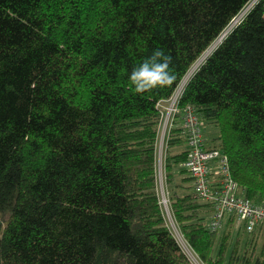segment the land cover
Instances as JSON below:
<instances>
[{"label":"trees","instance_id":"1","mask_svg":"<svg viewBox=\"0 0 264 264\" xmlns=\"http://www.w3.org/2000/svg\"><path fill=\"white\" fill-rule=\"evenodd\" d=\"M253 1L0 0V264H193L158 193V105L247 8L179 106L218 129L211 148L242 196L264 200V0ZM156 48L176 78L137 94L130 73ZM184 143L173 127L164 144L184 241L203 264H264L263 230L234 239L231 218L213 232L192 178L176 184L187 150H170Z\"/></svg>","mask_w":264,"mask_h":264},{"label":"built area","instance_id":"2","mask_svg":"<svg viewBox=\"0 0 264 264\" xmlns=\"http://www.w3.org/2000/svg\"><path fill=\"white\" fill-rule=\"evenodd\" d=\"M256 2H252L250 7ZM187 82L183 80L176 93L158 105L161 111V150L171 129L175 127L176 120H180L187 137V159L180 165V169L185 170L192 178L193 190L199 200L212 205L210 229L220 233L230 219L234 218L236 224L242 223L247 234L262 230L264 200L257 204L242 196L240 187L232 177L228 158L218 149L208 146L204 132L205 123L196 109L191 105L179 106V98Z\"/></svg>","mask_w":264,"mask_h":264},{"label":"rangeland","instance_id":"3","mask_svg":"<svg viewBox=\"0 0 264 264\" xmlns=\"http://www.w3.org/2000/svg\"><path fill=\"white\" fill-rule=\"evenodd\" d=\"M254 1H257L258 2L259 0H254ZM243 13L245 14V11ZM244 14H242V16ZM240 18L238 19V21L240 20ZM203 57L200 59L201 62L199 61L200 64L203 63V61L205 60V59H203ZM200 64H198L197 68L200 66ZM195 66L187 73V75L185 76L184 82H186L188 80V78H189L188 76L193 71V69L195 68ZM186 78H187V80H186ZM178 88H177V90H178ZM208 129H209V135L210 136H212V137H217L218 136V129L215 126H211L210 124H208ZM165 153H166V146L163 147V149L161 150L160 141H159V146H158V159H157L158 193H159V196H160V200H161V204H162V207H163V211H164V214H165V218H166L167 224H168L169 228L171 229L173 235L175 236V238L179 242L180 246L182 247L183 251L187 254V256L192 261V263L193 264H203L201 262V260L195 255V253L190 248V246L188 244H186V242L184 241V239H183V237L181 235L179 226L177 225V223H176V221H175V219L173 217V214H172V211H171V203H170V200H169V196L171 194L172 187L171 186H168L167 183H166ZM175 172L177 174L176 184H183L182 183V179L183 178H186L188 176V174H186V173H180L181 172V169L178 168V167H177V169H176ZM204 217L206 218L207 222L208 221L210 222V220H211V216L210 215H208L207 213H205L204 214ZM225 229H226V227L223 228L222 231L219 234H222ZM262 230H263L262 231L263 232L262 235H264V228ZM244 232H245V230L242 227V223L239 222L238 224L235 225L234 236H233L234 239H236L237 237H239V238H242L244 240L245 237H246ZM261 239H263V238H261ZM260 246H261V242L259 243V247Z\"/></svg>","mask_w":264,"mask_h":264},{"label":"clouds","instance_id":"4","mask_svg":"<svg viewBox=\"0 0 264 264\" xmlns=\"http://www.w3.org/2000/svg\"><path fill=\"white\" fill-rule=\"evenodd\" d=\"M173 57L161 48L152 51L151 56L135 66L129 76L137 94L149 92L157 87H166L175 80L171 69Z\"/></svg>","mask_w":264,"mask_h":264},{"label":"crops","instance_id":"5","mask_svg":"<svg viewBox=\"0 0 264 264\" xmlns=\"http://www.w3.org/2000/svg\"><path fill=\"white\" fill-rule=\"evenodd\" d=\"M208 124L205 123L204 132H205L206 142H207L208 146L211 147V146H214L213 145V142L216 139V137H212V136L209 135ZM210 125L211 126H214L212 124H210ZM175 128L182 129V124H181V121L180 120H176V122H175ZM186 150H187V144L184 143V144H181V145H178L176 147L171 148L170 151L172 152L173 155H176V154H179V153L184 152Z\"/></svg>","mask_w":264,"mask_h":264},{"label":"bare ground","instance_id":"6","mask_svg":"<svg viewBox=\"0 0 264 264\" xmlns=\"http://www.w3.org/2000/svg\"><path fill=\"white\" fill-rule=\"evenodd\" d=\"M248 9V8H247ZM245 12H246V10H245ZM244 14V13H243ZM238 23V21H235V22H233L232 23V25L228 28V30H227V33L230 31V29L233 27V25H235V24H237ZM227 33L226 34H224V37H225V35H227ZM223 37V36H222ZM224 37L220 40V42L224 39ZM218 41V40H217ZM220 42L215 46V47H213L214 46V44L216 43H214L213 45H212V47L208 50V52L205 54V56L203 57V59H206L207 57H208V55L220 44ZM202 64V63H201ZM200 64V65H201ZM190 78V77H189ZM188 78V79H189ZM188 81V80H187ZM186 81V82H187Z\"/></svg>","mask_w":264,"mask_h":264},{"label":"water","instance_id":"7","mask_svg":"<svg viewBox=\"0 0 264 264\" xmlns=\"http://www.w3.org/2000/svg\"><path fill=\"white\" fill-rule=\"evenodd\" d=\"M237 20H238V19H237ZM237 20H236V21H237ZM207 52H208V51H207ZM207 52H206V53H207Z\"/></svg>","mask_w":264,"mask_h":264}]
</instances>
